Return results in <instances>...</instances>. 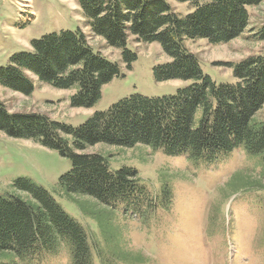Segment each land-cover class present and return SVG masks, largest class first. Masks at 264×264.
I'll return each mask as SVG.
<instances>
[{"label":"trees","instance_id":"obj_1","mask_svg":"<svg viewBox=\"0 0 264 264\" xmlns=\"http://www.w3.org/2000/svg\"><path fill=\"white\" fill-rule=\"evenodd\" d=\"M174 1L189 3L193 12L176 14L165 0L77 3L93 35L119 49L127 64L135 58L126 49L128 37L137 43L159 44L169 61L154 69L156 82L190 83L174 95L129 96L76 128L41 114L11 113L0 101L1 133L32 140L70 159V172L58 182L60 196L67 202L83 200L81 205L101 222L106 243L115 238L110 227L113 211L117 207L141 211L149 196L134 168L111 171L112 156L87 152L98 145L146 146L152 151L161 149L168 157L186 155L191 162L204 163H215L242 148L250 158L261 161L263 171L257 179L236 177L234 186L263 187L264 121H258L256 114L264 107V52L232 65L234 82L217 85L205 76L185 43L206 40L218 45L238 38L248 26V8L264 0ZM255 36L264 41V24ZM27 73L54 89L73 90L71 107L90 109L101 98L102 87L118 77L120 70L95 53L77 29L32 40L30 52L14 54L6 67H0V87L31 95L34 86ZM12 187L26 194V199L0 195V257L27 260L53 253L63 244L72 264H92L86 231L45 190L25 179ZM164 195L170 196L165 190ZM119 256L132 263L146 262L142 255L123 252Z\"/></svg>","mask_w":264,"mask_h":264},{"label":"rangeland","instance_id":"obj_2","mask_svg":"<svg viewBox=\"0 0 264 264\" xmlns=\"http://www.w3.org/2000/svg\"><path fill=\"white\" fill-rule=\"evenodd\" d=\"M78 1L0 0V67H6L14 54L30 52L32 40L80 29L95 53L118 65L119 76L102 87L101 98L92 108L84 109L71 107L73 90L54 89L27 73L34 86L31 95L0 87V101L9 112L41 114L76 128L94 113L105 112L129 96H171L190 84L179 80L156 82L154 69L169 61L157 43H137L128 37L126 49L135 58L127 64L119 49L108 47L103 39L93 35ZM165 1L181 16L194 10L189 3ZM248 13L245 31L226 44L212 45L206 40L185 43L205 76L217 85L234 82L232 65L264 52V41L255 36L264 24V1L248 8ZM256 119L264 121V107ZM87 152L112 156L111 171L134 168L149 196L141 211L126 212L121 207L113 211V241L105 242L101 222L81 205L82 199L73 203L61 198L58 182L70 172V159L32 140L9 138L1 132L0 195L26 199V194L12 187L21 179L45 190L86 231L92 264H140L121 258L123 252L142 255L144 264H264V180L260 188L234 186L238 176L243 180L257 179L263 166L242 148L215 163L191 162L186 155L168 157L161 149L152 151L140 145L132 149L98 145ZM164 190L170 196H165ZM0 264L72 262L69 250L59 244L55 252L27 260L0 257Z\"/></svg>","mask_w":264,"mask_h":264}]
</instances>
